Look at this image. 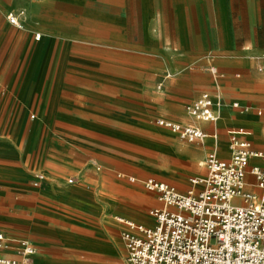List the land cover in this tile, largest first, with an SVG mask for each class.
<instances>
[{"label":"crops","instance_id":"0c3cea01","mask_svg":"<svg viewBox=\"0 0 264 264\" xmlns=\"http://www.w3.org/2000/svg\"><path fill=\"white\" fill-rule=\"evenodd\" d=\"M205 92L221 97L215 122L185 112ZM263 105L264 0H0V233L34 245L24 264L122 251L125 264V228L121 243L109 230L155 224L163 203L146 182L198 191L230 130L264 152ZM159 118L207 136L182 140Z\"/></svg>","mask_w":264,"mask_h":264},{"label":"built area","instance_id":"2783aa9c","mask_svg":"<svg viewBox=\"0 0 264 264\" xmlns=\"http://www.w3.org/2000/svg\"><path fill=\"white\" fill-rule=\"evenodd\" d=\"M7 17L20 27L15 15ZM209 72L219 78L216 68L210 67ZM221 106L220 95L205 92L188 103L185 112L195 120L215 122ZM232 107L241 113L250 110L237 102ZM254 113L261 116L264 105ZM155 123L182 140L201 141L207 136L194 124L163 118ZM242 134V129L228 131V159L219 158L214 150L208 153L205 176L191 180L201 185L198 191L181 194L165 183L146 182L163 206L149 211L153 226L123 222L126 230L120 232V239L125 264H264V152L253 151L248 141L240 139ZM211 136L216 139L215 133ZM250 158L260 163L251 166ZM246 174L254 177L257 192L245 190ZM34 177V186L44 179L40 173ZM10 242L0 233V250L16 253L19 260L0 258V264H24L36 252L25 239H17L14 245Z\"/></svg>","mask_w":264,"mask_h":264},{"label":"rangeland","instance_id":"374dc122","mask_svg":"<svg viewBox=\"0 0 264 264\" xmlns=\"http://www.w3.org/2000/svg\"><path fill=\"white\" fill-rule=\"evenodd\" d=\"M105 228L109 229V227H105ZM111 228L112 229L109 230L110 233H112L111 235H113V237L116 240H118L119 243H121V241L119 239V234H120L119 230H120V228L121 229L125 228V230H126V226L122 227L121 224L117 222V225L111 226ZM75 230H77V232L83 233L82 231L84 229L82 230L81 228L78 229L77 227H75ZM120 251H121V249H120ZM36 253H37V251H36ZM78 258H79V260H77V261H79V262H77V263H73V262L71 263V261L68 260V259H62V261H60L59 264H124V262H123V251L120 252V254L111 262L110 261H105V260H91V259L81 258L80 256H78ZM28 262H29V260H28Z\"/></svg>","mask_w":264,"mask_h":264}]
</instances>
